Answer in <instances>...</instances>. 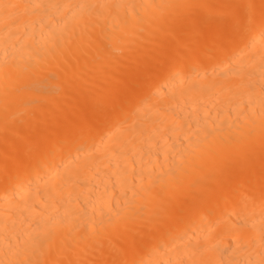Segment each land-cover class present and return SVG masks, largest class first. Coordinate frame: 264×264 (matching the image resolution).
I'll use <instances>...</instances> for the list:
<instances>
[{
    "label": "bare ground",
    "instance_id": "6f19581e",
    "mask_svg": "<svg viewBox=\"0 0 264 264\" xmlns=\"http://www.w3.org/2000/svg\"><path fill=\"white\" fill-rule=\"evenodd\" d=\"M0 264H264V0H0Z\"/></svg>",
    "mask_w": 264,
    "mask_h": 264
}]
</instances>
